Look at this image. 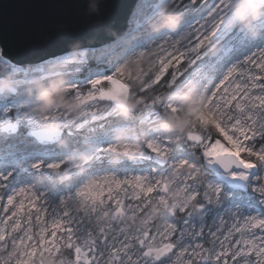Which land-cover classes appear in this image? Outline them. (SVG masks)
I'll list each match as a JSON object with an SVG mask.
<instances>
[{"label": "snow or ice", "instance_id": "1", "mask_svg": "<svg viewBox=\"0 0 264 264\" xmlns=\"http://www.w3.org/2000/svg\"><path fill=\"white\" fill-rule=\"evenodd\" d=\"M87 51L0 44V264H264V0H137L49 84Z\"/></svg>", "mask_w": 264, "mask_h": 264}, {"label": "water", "instance_id": "2", "mask_svg": "<svg viewBox=\"0 0 264 264\" xmlns=\"http://www.w3.org/2000/svg\"><path fill=\"white\" fill-rule=\"evenodd\" d=\"M136 1L0 0V44L23 64L100 47L125 31Z\"/></svg>", "mask_w": 264, "mask_h": 264}, {"label": "rangeland", "instance_id": "3", "mask_svg": "<svg viewBox=\"0 0 264 264\" xmlns=\"http://www.w3.org/2000/svg\"><path fill=\"white\" fill-rule=\"evenodd\" d=\"M246 24L247 23L245 22L244 26ZM103 46L96 47L95 49H98L99 50ZM218 47H219V44L218 43H213L212 45L209 46V49L208 50L210 52L211 51H215V50H217ZM85 49L88 50L87 51L88 62H87L86 65L81 66V68H82L81 73H76L75 72L76 67H78V65H76V64H69V65H64V66H60V65H48L46 67V71L47 72H60V73H62V75H60L58 77H55L53 80H50L49 81V84L59 83L61 81H67L69 79V77L71 75H73V74L78 75V76H82L83 74H86V72H87V70L89 68H91V69L100 68V69H105L106 70V68H107L106 61H107L108 57L106 55L105 56H101V53L99 51H97L96 53H93L91 51V49H94V48L76 49V50H72V51H67V52L62 53V54H59V55H66V54H69V53H75L77 50H85ZM98 56L101 57V59L99 61L96 59ZM112 59H115V57H112ZM25 64H28V63H25ZM145 67H147V65H145ZM7 78L8 77L5 75L4 70H0V81H3L5 79H7ZM23 87H24V90L27 91V89H28L29 86L25 85ZM149 95H151V94H149ZM166 119H167V117H165V120ZM161 123H163V121ZM49 125H51V124H45V126H49ZM51 126H53V125H51ZM145 126H147V125H145ZM46 257H48V256L41 257L39 259V261H38V264H45ZM62 261H63V264H67L66 258H56V257H52V264H62Z\"/></svg>", "mask_w": 264, "mask_h": 264}, {"label": "clouds", "instance_id": "4", "mask_svg": "<svg viewBox=\"0 0 264 264\" xmlns=\"http://www.w3.org/2000/svg\"><path fill=\"white\" fill-rule=\"evenodd\" d=\"M175 23L174 20H170L168 18H165L160 25H156V27H160V26H173ZM245 27H248V25L246 24ZM3 82H6V81H0V83H3ZM170 119V117H167V119L162 123V126H164L167 121ZM38 179H43L42 177L41 178H38ZM56 180H59L60 177H55ZM45 264H52V257H46V261H45Z\"/></svg>", "mask_w": 264, "mask_h": 264}, {"label": "trees", "instance_id": "5", "mask_svg": "<svg viewBox=\"0 0 264 264\" xmlns=\"http://www.w3.org/2000/svg\"><path fill=\"white\" fill-rule=\"evenodd\" d=\"M149 94L153 95V93H149ZM37 179H38V178H37Z\"/></svg>", "mask_w": 264, "mask_h": 264}]
</instances>
